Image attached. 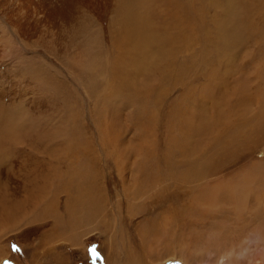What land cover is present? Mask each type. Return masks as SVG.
I'll use <instances>...</instances> for the list:
<instances>
[{
    "label": "bare ground",
    "instance_id": "1",
    "mask_svg": "<svg viewBox=\"0 0 264 264\" xmlns=\"http://www.w3.org/2000/svg\"><path fill=\"white\" fill-rule=\"evenodd\" d=\"M78 6L114 14L109 81L90 90L94 97L98 91L103 108L91 115L106 155L124 169L122 177L129 175V182L122 178L123 191L141 201V211L159 207V198L172 205L181 194L180 209L163 216L188 223L192 194L264 142V0H0V211L7 216L43 204L41 195L59 189V180L65 191L79 189L68 211L78 204L81 218L93 215L96 198L88 184L73 179L77 169L80 178L95 174L93 166L85 172L90 164L81 159L97 164L90 139L81 136L82 108L71 97L62 99L70 88L58 67H41L32 58L17 62L26 48L11 33L14 28L24 41L47 25L60 43L61 22H73ZM14 43L21 45L16 52ZM236 74L256 79L250 98L233 89ZM178 86L179 98L166 101ZM132 128L137 143L128 144ZM253 140L259 143L243 150ZM68 161V171L60 172ZM71 215L76 222L78 215Z\"/></svg>",
    "mask_w": 264,
    "mask_h": 264
},
{
    "label": "rangeland",
    "instance_id": "2",
    "mask_svg": "<svg viewBox=\"0 0 264 264\" xmlns=\"http://www.w3.org/2000/svg\"><path fill=\"white\" fill-rule=\"evenodd\" d=\"M10 4L13 8L18 6L17 1ZM24 14L31 23L35 22L31 13ZM75 16L70 24L61 22L60 43L47 25L36 35L30 31V37L24 41L12 27L11 33L14 30L12 36L19 38L26 48V52L17 53V62L32 58L41 67H58L70 88L62 99L71 97L77 109L78 105L82 108L78 121L83 126L81 136L90 139V154L97 164L81 159L80 162L90 164L85 172L93 166L95 174L80 178L77 169L73 179L84 187L88 184L89 195L96 198L95 203H90L93 215L81 218L78 204L75 211H68L79 189L65 191L60 180L56 181L59 189L41 195L40 206L34 208L29 204L25 210L13 213L12 209L9 216L0 211V264H264V142L238 156L224 173L215 176L216 180H207L192 194L195 200L194 207L189 206L188 223L187 218L172 223L170 217L163 216L168 210L180 209L181 194L172 198V205L159 198V207L149 205L147 210H138L141 201H134L123 191V179L129 182V175L124 173L122 177L120 172L124 169H118L116 160L106 155L101 147L100 124L91 115L92 110L103 108L98 91L94 97L90 90L97 83L100 90L107 87L111 67L108 39L114 14L111 10L78 6ZM14 45L16 52L20 44ZM246 71L253 74L252 69ZM252 74L244 76L246 80L240 79L241 74L231 79L233 89L242 99L250 98L257 82ZM178 87L166 101L179 98ZM252 131L253 135L258 133V129ZM136 134L137 128H132L126 134V143H137ZM256 143L259 142L253 140L243 145V150ZM68 163L61 166L60 172L68 171ZM23 193L26 191H21L18 199H23ZM71 214L78 215L73 219L76 222L70 221ZM155 217V225L146 224ZM13 246L18 250H13Z\"/></svg>",
    "mask_w": 264,
    "mask_h": 264
},
{
    "label": "snow or ice",
    "instance_id": "3",
    "mask_svg": "<svg viewBox=\"0 0 264 264\" xmlns=\"http://www.w3.org/2000/svg\"><path fill=\"white\" fill-rule=\"evenodd\" d=\"M13 250H18V249H16L15 246H13Z\"/></svg>",
    "mask_w": 264,
    "mask_h": 264
}]
</instances>
